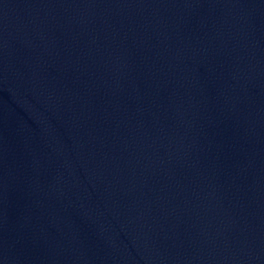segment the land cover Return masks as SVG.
<instances>
[{"label": "water", "instance_id": "obj_1", "mask_svg": "<svg viewBox=\"0 0 264 264\" xmlns=\"http://www.w3.org/2000/svg\"><path fill=\"white\" fill-rule=\"evenodd\" d=\"M0 264H264V0H0Z\"/></svg>", "mask_w": 264, "mask_h": 264}]
</instances>
